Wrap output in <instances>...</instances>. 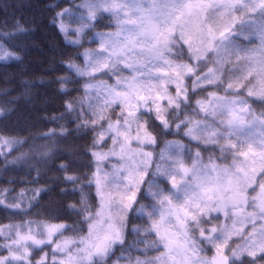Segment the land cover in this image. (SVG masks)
Listing matches in <instances>:
<instances>
[{
    "label": "snow or ice",
    "instance_id": "1",
    "mask_svg": "<svg viewBox=\"0 0 264 264\" xmlns=\"http://www.w3.org/2000/svg\"><path fill=\"white\" fill-rule=\"evenodd\" d=\"M24 7L0 3L5 68ZM46 8L75 49L54 82L78 96L35 137L0 128L3 170L24 173L0 188V264H264V0Z\"/></svg>",
    "mask_w": 264,
    "mask_h": 264
},
{
    "label": "trees",
    "instance_id": "2",
    "mask_svg": "<svg viewBox=\"0 0 264 264\" xmlns=\"http://www.w3.org/2000/svg\"><path fill=\"white\" fill-rule=\"evenodd\" d=\"M22 3L25 5L20 12L23 13L25 20L31 31L27 36L21 38V43L26 45L22 55V62H13L9 67L0 66V89L5 87H14L15 91L11 93L17 97L13 107L14 111L7 117H0V128L7 125L9 128L23 130L20 136H37L49 129L55 128L56 123L48 120V117L59 115L63 112L64 101L70 96H78L76 92L66 94L61 91L59 85L54 82V77L61 75H71L66 66L61 61L75 49L67 46L63 37L59 35L56 26L52 23L51 13L47 11L46 6L56 3L57 0H0V3ZM63 3L64 0H59ZM20 12H17L19 17ZM3 20V12L0 11V22ZM89 45L85 44V47ZM5 78L11 80L10 84H5ZM31 81V94L23 95V81ZM67 89H72L73 85H66ZM0 96V106L3 100ZM59 123H65L60 121ZM38 145L48 144L50 141L35 140ZM76 143L83 141H74L72 138L61 141L63 147H72ZM20 151H27V147L20 149L14 155H19ZM11 160L12 157H9ZM20 165H17L19 168ZM3 160L0 158V188L15 187L17 192L24 187L22 184L10 185L7 183L12 178H23V171L9 170L5 172ZM49 176L54 172H49ZM2 215V213H0Z\"/></svg>",
    "mask_w": 264,
    "mask_h": 264
}]
</instances>
